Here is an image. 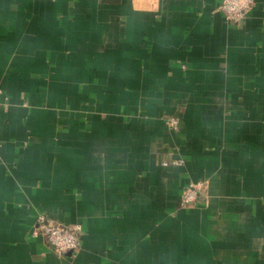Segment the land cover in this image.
Here are the masks:
<instances>
[{"label": "crops", "instance_id": "0c3cea01", "mask_svg": "<svg viewBox=\"0 0 264 264\" xmlns=\"http://www.w3.org/2000/svg\"><path fill=\"white\" fill-rule=\"evenodd\" d=\"M220 1L0 0V264H264V0Z\"/></svg>", "mask_w": 264, "mask_h": 264}, {"label": "built area", "instance_id": "2783aa9c", "mask_svg": "<svg viewBox=\"0 0 264 264\" xmlns=\"http://www.w3.org/2000/svg\"><path fill=\"white\" fill-rule=\"evenodd\" d=\"M254 0H221L219 10L226 20L234 24L243 19L249 12ZM5 97L0 90V103ZM178 119L171 117L166 120L169 127L175 128ZM178 164L181 160L177 161ZM165 164V163H164ZM203 182L189 183L185 185L180 195V206H187L196 202ZM80 225L73 226L60 224L51 220L46 214L38 212L34 215L29 234L32 237H43L47 242V248L56 255H62L67 251H76L80 244Z\"/></svg>", "mask_w": 264, "mask_h": 264}]
</instances>
